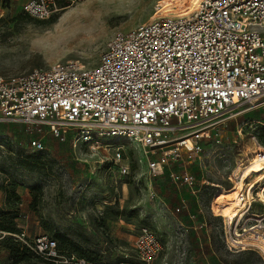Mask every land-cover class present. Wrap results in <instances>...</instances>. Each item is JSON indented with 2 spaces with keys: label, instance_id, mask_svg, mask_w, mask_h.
<instances>
[{
  "label": "built area",
  "instance_id": "obj_1",
  "mask_svg": "<svg viewBox=\"0 0 264 264\" xmlns=\"http://www.w3.org/2000/svg\"><path fill=\"white\" fill-rule=\"evenodd\" d=\"M74 1L22 0L20 10L46 20ZM261 100L264 0H199L189 14L172 13L115 33L94 66L67 61L0 76V122L32 125L62 141L69 135L73 142L106 137L136 143L153 177L163 174L172 157L180 159L181 149L199 155L201 141L229 109ZM30 144L43 149L39 138ZM257 155L264 156V146ZM169 176L194 196L205 182L197 186L185 167ZM229 180L231 187L238 181L234 170ZM254 184L248 196L237 193L232 219L215 214L229 251L251 249L264 260V180ZM23 236L15 235L36 256L31 264H154L163 251L150 229L135 237L133 260L113 263L68 254L46 235Z\"/></svg>",
  "mask_w": 264,
  "mask_h": 264
},
{
  "label": "rangeland",
  "instance_id": "obj_2",
  "mask_svg": "<svg viewBox=\"0 0 264 264\" xmlns=\"http://www.w3.org/2000/svg\"><path fill=\"white\" fill-rule=\"evenodd\" d=\"M21 2L0 0L2 77L67 61L94 66L115 33L166 13L180 0H75L46 20L23 14ZM42 131L19 122H0V213L16 214L12 221L24 239L61 235L93 261L113 263L133 260L135 237L150 229L161 242L171 234L169 264H264L254 250L235 252L225 247L219 216L210 217L216 234L212 248L203 246L196 253L182 245L181 230L175 228L180 213L169 176L185 167L197 186L205 181L202 202L217 213L216 197L231 187L229 177L241 148L249 138L264 146V100L229 109L201 141L199 155L183 154L181 149L182 157H172L157 177L149 174L148 159L136 143L106 137L73 142L69 135L62 141ZM35 138L41 140L42 150L31 146ZM11 186L18 203L4 192ZM8 263L9 252L0 244V264Z\"/></svg>",
  "mask_w": 264,
  "mask_h": 264
},
{
  "label": "crops",
  "instance_id": "obj_3",
  "mask_svg": "<svg viewBox=\"0 0 264 264\" xmlns=\"http://www.w3.org/2000/svg\"><path fill=\"white\" fill-rule=\"evenodd\" d=\"M174 189L177 198L175 209L180 213V217L176 219L175 222V228L178 227L181 230L179 231L180 235L178 240L180 239L182 245L194 248L196 253H199V250H201L203 246L206 247L208 245L212 248V244H214L216 240V234L214 228L210 224V217L217 216L212 206H208L202 202L200 192L194 196L185 186L179 188L174 186ZM181 200H184L185 204H182ZM207 209L211 212V215L208 213ZM172 241L173 238H171V234H167L165 241L162 242L163 251L161 254L162 256L160 255L159 264L170 263L168 256L169 249L172 247Z\"/></svg>",
  "mask_w": 264,
  "mask_h": 264
},
{
  "label": "bare ground",
  "instance_id": "obj_4",
  "mask_svg": "<svg viewBox=\"0 0 264 264\" xmlns=\"http://www.w3.org/2000/svg\"><path fill=\"white\" fill-rule=\"evenodd\" d=\"M199 0H180V2L172 4L171 8L166 13L156 16L153 19L167 16L172 13L186 15L193 12L197 8ZM151 19V20H153ZM253 137V136H252ZM261 145H258L252 138H249L237 157V165L234 171L238 174V181H234L232 187L225 189L219 196L216 197L214 209L223 216L232 219L237 213L236 196L238 192H242L243 196H248L251 189L255 186V182L264 180V156H258L257 151ZM245 166L243 167L242 165ZM256 174L251 178L248 184L245 180L249 174ZM262 189V188H261ZM260 197L264 200V189L260 191Z\"/></svg>",
  "mask_w": 264,
  "mask_h": 264
},
{
  "label": "trees",
  "instance_id": "obj_5",
  "mask_svg": "<svg viewBox=\"0 0 264 264\" xmlns=\"http://www.w3.org/2000/svg\"><path fill=\"white\" fill-rule=\"evenodd\" d=\"M7 199L14 197L15 203L19 202V197L15 191V186H11L9 190H4ZM16 214L8 217L7 214L0 213V244L9 252L8 264H31L36 260V256L18 239L15 235H20L21 230L17 229L12 221ZM2 233H5L2 235ZM56 240L60 249H64L68 254H75L80 258L93 261L91 257L82 250L75 248L68 239L61 235H54L52 237ZM65 247H69L67 249ZM121 262V261H119Z\"/></svg>",
  "mask_w": 264,
  "mask_h": 264
}]
</instances>
